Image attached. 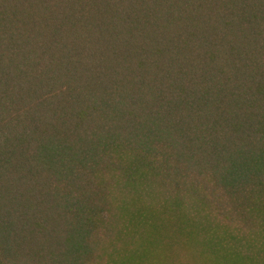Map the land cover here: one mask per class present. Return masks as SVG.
I'll return each instance as SVG.
<instances>
[{
    "label": "trees",
    "instance_id": "obj_1",
    "mask_svg": "<svg viewBox=\"0 0 264 264\" xmlns=\"http://www.w3.org/2000/svg\"><path fill=\"white\" fill-rule=\"evenodd\" d=\"M0 264H264V0H0Z\"/></svg>",
    "mask_w": 264,
    "mask_h": 264
}]
</instances>
